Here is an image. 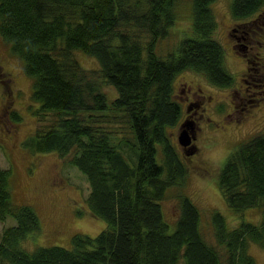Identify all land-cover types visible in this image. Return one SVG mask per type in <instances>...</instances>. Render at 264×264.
I'll use <instances>...</instances> for the list:
<instances>
[{
	"label": "trees",
	"instance_id": "trees-1",
	"mask_svg": "<svg viewBox=\"0 0 264 264\" xmlns=\"http://www.w3.org/2000/svg\"><path fill=\"white\" fill-rule=\"evenodd\" d=\"M182 1L0 0V39L33 80L34 114L54 119L24 146L70 158L90 185L88 210L107 224L95 238L75 235L71 249L26 251L22 243L41 233V220L31 206L14 205L11 171L0 169V221L15 222L3 230L0 264H256L249 246L264 249V131L230 154L217 178L229 208L258 209L260 224L229 228L214 213L210 243L197 205L182 193L174 230L164 217L161 203L184 186L188 173L168 134L183 115L174 98L176 78L194 72L216 88L235 84L216 39V0H192L195 37L165 58L157 55ZM259 12L264 0H234L231 7L240 22ZM78 52L96 59L99 71L85 69ZM103 84L116 90L113 100ZM117 124L127 126L130 138L114 130Z\"/></svg>",
	"mask_w": 264,
	"mask_h": 264
},
{
	"label": "rangeland",
	"instance_id": "rangeland-1",
	"mask_svg": "<svg viewBox=\"0 0 264 264\" xmlns=\"http://www.w3.org/2000/svg\"><path fill=\"white\" fill-rule=\"evenodd\" d=\"M233 2L234 0H216L213 9L218 21L216 39L225 49V66L233 75L235 84L231 88L220 89L209 84L200 74L184 72L179 75L174 82V98L177 102L180 100L184 83L196 89L201 88L203 94L208 97L204 108L200 110H207L206 118L200 124L203 131L189 147V152L188 148L183 149L179 145L178 140L183 130L180 126L184 112L178 125L168 129L171 142L182 155L188 173L184 186L171 189L161 203L165 220L171 231L174 230V220L179 216L177 195L182 193L189 196L200 211L202 233L210 243L215 242L212 232L214 213L223 215L229 228H235L241 223L258 225L262 220L258 209L236 213L229 208L217 180L230 154L242 143L264 131V72L261 69L264 65V15L257 23L233 33L240 38L238 44L241 49L238 51L242 55L247 53L245 60L237 55V51L233 52V42L228 35L232 25L240 22L232 17ZM177 19L169 38L158 45L157 55L162 58L177 52L183 39L195 37L192 27V0L181 2ZM2 43L0 41V64L14 75V86L11 95L7 97L9 91L3 90L0 84V169L11 171L9 190L14 205L31 206L41 220V233L29 236L22 243V247L28 252H33L39 247L71 249L75 235L95 238L105 230L107 224L88 210L86 199L90 194V185L78 169L69 165L70 158L62 159L56 153L36 154L25 148L24 143L37 129H46L54 119L52 115L42 120L35 116L36 105L32 100L33 80L27 74L24 62L12 52L10 45ZM243 45L248 47L245 53L242 50ZM256 57L260 59L257 60ZM77 59L89 71L97 72L100 69L96 59L81 52L77 53ZM257 68L259 77L253 73ZM249 69L255 81L245 76ZM245 77L254 86L249 87L242 82L241 79ZM231 89H240L243 95L235 97ZM244 89L249 91L244 93ZM103 91L108 94L110 100L117 96L116 90L107 84H103ZM254 99H259V102L251 103ZM193 102L196 105L197 100ZM179 104L184 111L185 105L181 102ZM250 104L253 106L250 107ZM195 109L193 107V110ZM208 118L212 121L208 122ZM114 130L125 132L128 136L125 124H117ZM158 148L160 150L161 145H158ZM158 161H161L160 157ZM14 225L12 218L5 222L0 221V240L3 230ZM249 254L256 264H264V249L261 246L250 244Z\"/></svg>",
	"mask_w": 264,
	"mask_h": 264
},
{
	"label": "flooded vegetation",
	"instance_id": "flooded-vegetation-1",
	"mask_svg": "<svg viewBox=\"0 0 264 264\" xmlns=\"http://www.w3.org/2000/svg\"><path fill=\"white\" fill-rule=\"evenodd\" d=\"M263 15H264L263 12H259L256 15H254L253 17H251L248 21L237 22V23L233 24L232 27L230 28V33L228 35L233 42V45H232V49L234 50L233 52L237 51L236 52L237 55L241 56L245 60H246V54H247L245 52H247L248 47L243 45L242 50H244L245 55H242L238 51L241 49L239 47V44H238V42H240V38H238L233 33H237V32H239V29H243L249 25L257 23V21L261 17H263ZM245 34L248 35L247 32H245ZM0 41H1V43L3 42L2 40H0ZM256 59L259 60L260 58L256 57ZM261 69L264 72V65H262ZM253 73H255L257 75V77H259L257 74V73H259L258 68L255 69L253 71ZM253 73H251L250 69H249L245 76L248 77L249 79L255 81L254 77H252ZM246 77L242 78L241 81L244 82L247 86H249V85L254 86V84L253 83L251 84L246 79ZM0 78L2 79L0 81L1 88L3 90L7 89L9 91L8 96H7V97H9L11 95L12 88L14 86V75L10 71H8L5 68V66H3L1 64H0ZM262 78H264V74L262 75ZM182 86L184 87V89L182 90V93H181L182 95L179 96V99H180L179 102H181V104L183 106L185 105V108L183 111L184 112V119H183V122L181 123L182 124L181 126L184 125L183 127L188 131V133L191 137V145L190 146H192V144L197 140L198 134L203 131L200 124H201V122L205 121V118H206L205 116H206L207 110H203L202 111L203 113L200 110H202L204 108L205 102H206L208 97L203 94L204 92L201 88L196 89L187 83L182 84ZM248 91H249L248 89H244V93H247ZM231 92L234 94L235 97H241L243 95L240 89H231ZM209 99H211V98H209ZM193 100H197L196 105L193 102ZM258 100L259 99H257V100L254 99V100H252L251 103L255 104L256 102H259ZM247 103H248V101H247ZM253 104H250V107L253 106ZM193 107H195L196 109L193 110ZM244 110H245V108L242 109V111H244ZM7 113H9V112H7ZM207 121L211 122L212 120L208 118ZM185 125L187 126V128L185 127ZM181 126H180V128H183ZM183 149H186V148H183ZM189 149L190 148L188 147V150H187L188 152L190 151Z\"/></svg>",
	"mask_w": 264,
	"mask_h": 264
},
{
	"label": "water",
	"instance_id": "water-1",
	"mask_svg": "<svg viewBox=\"0 0 264 264\" xmlns=\"http://www.w3.org/2000/svg\"><path fill=\"white\" fill-rule=\"evenodd\" d=\"M183 126H184V125H183ZM183 126H182V127H183ZM185 127L187 128L186 125H185ZM182 129H183V130H182V132L180 133L179 138H178V140H179V145H180L181 147H183V148H188V147H190V145H191V137H190L188 131H187L184 127H183Z\"/></svg>",
	"mask_w": 264,
	"mask_h": 264
}]
</instances>
